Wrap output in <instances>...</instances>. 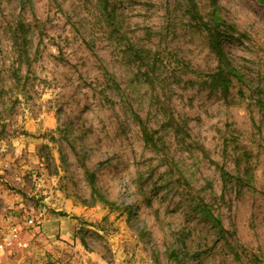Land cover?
<instances>
[{
    "label": "rangeland",
    "instance_id": "1",
    "mask_svg": "<svg viewBox=\"0 0 264 264\" xmlns=\"http://www.w3.org/2000/svg\"><path fill=\"white\" fill-rule=\"evenodd\" d=\"M189 2L0 0V264H264V0Z\"/></svg>",
    "mask_w": 264,
    "mask_h": 264
},
{
    "label": "trees",
    "instance_id": "2",
    "mask_svg": "<svg viewBox=\"0 0 264 264\" xmlns=\"http://www.w3.org/2000/svg\"><path fill=\"white\" fill-rule=\"evenodd\" d=\"M187 1L189 2V0H187ZM187 6H188L187 7L188 13L191 15V19L192 20L198 19V15L195 11L194 5H192L189 2ZM203 26H206V25L203 24ZM210 45H211L210 49L212 50V53L214 54L218 65H217V69H216L215 73L207 74V75H205V77H207L208 80L210 81L209 85L212 87H215L218 84H225L226 83L227 79L225 77V74L228 72L231 73V69L229 67L228 61L225 59L223 51L221 50L220 46L218 45L216 38L211 37ZM198 74L200 75L202 73H198ZM136 120L140 126L141 133L144 137V140L146 142H150L152 139V133L148 132L147 128L145 127V125L142 123V121L138 117H136ZM227 176H228L227 173H225L221 170V178L223 181L225 180V178Z\"/></svg>",
    "mask_w": 264,
    "mask_h": 264
},
{
    "label": "built area",
    "instance_id": "3",
    "mask_svg": "<svg viewBox=\"0 0 264 264\" xmlns=\"http://www.w3.org/2000/svg\"><path fill=\"white\" fill-rule=\"evenodd\" d=\"M28 224H32V220H28ZM19 246L23 247L25 245L20 243L19 230L9 218L5 231L0 233V252Z\"/></svg>",
    "mask_w": 264,
    "mask_h": 264
},
{
    "label": "crops",
    "instance_id": "4",
    "mask_svg": "<svg viewBox=\"0 0 264 264\" xmlns=\"http://www.w3.org/2000/svg\"><path fill=\"white\" fill-rule=\"evenodd\" d=\"M0 260H2L1 258H0ZM20 262V260L17 258V259H14V260H3V263L2 264H16V263H19ZM29 262H31V261H28V263ZM32 263H34L33 261H32Z\"/></svg>",
    "mask_w": 264,
    "mask_h": 264
}]
</instances>
